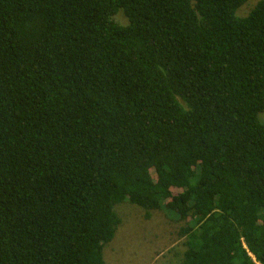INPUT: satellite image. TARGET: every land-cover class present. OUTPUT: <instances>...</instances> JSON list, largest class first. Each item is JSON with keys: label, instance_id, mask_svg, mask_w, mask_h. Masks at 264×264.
I'll list each match as a JSON object with an SVG mask.
<instances>
[{"label": "trees", "instance_id": "obj_1", "mask_svg": "<svg viewBox=\"0 0 264 264\" xmlns=\"http://www.w3.org/2000/svg\"><path fill=\"white\" fill-rule=\"evenodd\" d=\"M248 2L0 0V264H107L125 202L174 212L179 264H264Z\"/></svg>", "mask_w": 264, "mask_h": 264}, {"label": "rangeland", "instance_id": "obj_2", "mask_svg": "<svg viewBox=\"0 0 264 264\" xmlns=\"http://www.w3.org/2000/svg\"><path fill=\"white\" fill-rule=\"evenodd\" d=\"M259 1L249 0L237 15L247 16ZM115 20L126 23L120 15ZM260 118L264 122V113ZM116 212L122 223L106 249L107 264H179L183 259L185 239L179 237L182 223L176 221L174 212L154 206L145 209L129 202L119 204Z\"/></svg>", "mask_w": 264, "mask_h": 264}]
</instances>
